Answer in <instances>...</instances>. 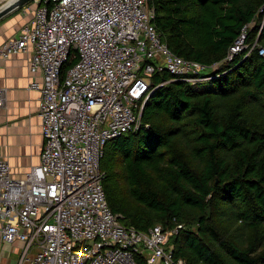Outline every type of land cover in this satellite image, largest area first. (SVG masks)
<instances>
[{
	"label": "built area",
	"instance_id": "built-area-1",
	"mask_svg": "<svg viewBox=\"0 0 264 264\" xmlns=\"http://www.w3.org/2000/svg\"><path fill=\"white\" fill-rule=\"evenodd\" d=\"M34 1L31 20L0 44V61L30 53L28 89L39 93L44 143L38 164L21 178L0 154V262L14 252L15 264H186L170 243L182 225L144 232L112 213L100 159L109 140L140 130L154 89L206 82L218 63L171 52L152 23L151 0ZM260 13L261 30L264 8ZM249 28L242 27L225 62L255 48L264 57L257 40L246 42ZM162 72L173 78L153 87Z\"/></svg>",
	"mask_w": 264,
	"mask_h": 264
},
{
	"label": "trees",
	"instance_id": "trees-1",
	"mask_svg": "<svg viewBox=\"0 0 264 264\" xmlns=\"http://www.w3.org/2000/svg\"><path fill=\"white\" fill-rule=\"evenodd\" d=\"M150 6L171 52L218 66L204 92L167 72L152 77L153 87L169 82L148 97L143 126L103 147L107 204L139 231L182 225L170 243L186 264H264V57L255 48L224 61L246 24L249 47L264 46V0Z\"/></svg>",
	"mask_w": 264,
	"mask_h": 264
},
{
	"label": "crops",
	"instance_id": "crops-1",
	"mask_svg": "<svg viewBox=\"0 0 264 264\" xmlns=\"http://www.w3.org/2000/svg\"><path fill=\"white\" fill-rule=\"evenodd\" d=\"M36 6L28 2L0 19V44L18 35L20 28L31 20ZM29 56L30 53H18L0 61V90L3 91L0 154L8 161L15 178H21L31 166L38 164L44 143L37 116L39 93L28 89ZM2 253L0 251V255ZM33 255L34 251L31 258Z\"/></svg>",
	"mask_w": 264,
	"mask_h": 264
},
{
	"label": "rangeland",
	"instance_id": "rangeland-1",
	"mask_svg": "<svg viewBox=\"0 0 264 264\" xmlns=\"http://www.w3.org/2000/svg\"><path fill=\"white\" fill-rule=\"evenodd\" d=\"M5 1H7V0H0V4L2 3L1 6H3L5 3L8 2V1L7 2H5ZM30 2H32V3L34 2L36 4V2L34 0H32ZM210 87H211V84L210 83L203 82V83H200V86H199L198 91L199 92H204L206 90H210L209 89ZM10 255L8 257L10 261L8 259H2V261L0 262V264H15L16 261H17V259H18V254L12 252V254H10Z\"/></svg>",
	"mask_w": 264,
	"mask_h": 264
},
{
	"label": "water",
	"instance_id": "water-1",
	"mask_svg": "<svg viewBox=\"0 0 264 264\" xmlns=\"http://www.w3.org/2000/svg\"><path fill=\"white\" fill-rule=\"evenodd\" d=\"M30 1L32 0H12L11 2L5 3L0 7V19L13 10L24 6Z\"/></svg>",
	"mask_w": 264,
	"mask_h": 264
},
{
	"label": "bare ground",
	"instance_id": "bare-ground-1",
	"mask_svg": "<svg viewBox=\"0 0 264 264\" xmlns=\"http://www.w3.org/2000/svg\"><path fill=\"white\" fill-rule=\"evenodd\" d=\"M9 2H11L12 0H8ZM8 3V2H7Z\"/></svg>",
	"mask_w": 264,
	"mask_h": 264
}]
</instances>
